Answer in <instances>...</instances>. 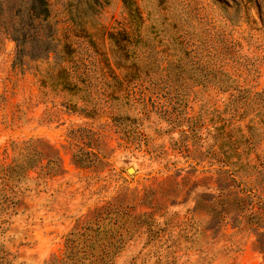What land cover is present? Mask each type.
Wrapping results in <instances>:
<instances>
[{"label": "rangeland", "instance_id": "rangeland-1", "mask_svg": "<svg viewBox=\"0 0 264 264\" xmlns=\"http://www.w3.org/2000/svg\"><path fill=\"white\" fill-rule=\"evenodd\" d=\"M45 2L0 0V264H264V0Z\"/></svg>", "mask_w": 264, "mask_h": 264}, {"label": "trees", "instance_id": "trees-1", "mask_svg": "<svg viewBox=\"0 0 264 264\" xmlns=\"http://www.w3.org/2000/svg\"><path fill=\"white\" fill-rule=\"evenodd\" d=\"M33 2V5L35 3H37L38 5L42 6V13H43V19H45L47 16H48V10H47V5H46V2L45 0H32ZM134 11L137 12V9L134 8ZM18 49H16V52H15V59L13 61V65L16 64L18 58H19V55H18ZM28 145V144H27ZM34 166H32L31 162H30V159L28 158V156L25 154V158H23V161H21V163H17L11 167H9V171H13V170H16L17 168H22V169H30ZM53 168V166H50V169ZM60 170V166H54V171H58Z\"/></svg>", "mask_w": 264, "mask_h": 264}]
</instances>
